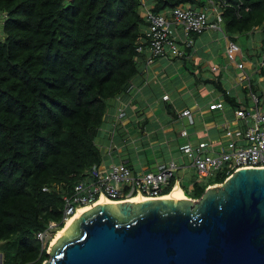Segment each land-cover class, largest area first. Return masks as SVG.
<instances>
[{
  "label": "trees",
  "instance_id": "16d2710c",
  "mask_svg": "<svg viewBox=\"0 0 264 264\" xmlns=\"http://www.w3.org/2000/svg\"><path fill=\"white\" fill-rule=\"evenodd\" d=\"M224 2L223 31L237 43V34L248 41L258 36L262 57L264 0ZM181 4L204 6L206 0H0L1 264L50 259L36 233L49 220L64 226L63 196L103 160L95 140L110 100L142 75L145 53L136 47L148 26L143 7L159 13ZM257 77L251 87L262 95ZM210 82L228 111L244 105L220 78ZM226 176L222 170L199 182L195 175L192 189L189 182L181 187L197 198Z\"/></svg>",
  "mask_w": 264,
  "mask_h": 264
},
{
  "label": "water",
  "instance_id": "95a60500",
  "mask_svg": "<svg viewBox=\"0 0 264 264\" xmlns=\"http://www.w3.org/2000/svg\"><path fill=\"white\" fill-rule=\"evenodd\" d=\"M50 254L43 264H264V167L238 169L197 198L97 203Z\"/></svg>",
  "mask_w": 264,
  "mask_h": 264
},
{
  "label": "built area",
  "instance_id": "2783aa9c",
  "mask_svg": "<svg viewBox=\"0 0 264 264\" xmlns=\"http://www.w3.org/2000/svg\"><path fill=\"white\" fill-rule=\"evenodd\" d=\"M224 4H226L224 0H206L204 6L181 4L159 13H153L143 7L142 15L148 22V26L136 47L137 51L145 53V62L151 63L158 57L185 56L186 47L191 48L194 45L192 34L200 35L207 29L222 31L228 62L223 69L236 70L235 84L232 87H226L225 92L233 94L238 103H245L233 110V118L226 117L223 122L225 139L223 137V140L215 141V143L207 140L195 145L189 142L182 144L183 154L188 157L190 165L197 174L203 177L224 170L227 178L232 172L241 168L264 167V88L257 89L262 91L263 94L260 95L251 87L254 73L258 74L259 79H264V75L260 74L261 67L264 65V56L262 55L250 70L245 67L247 54L239 43L230 38V35L220 26L221 6ZM257 29L258 27L252 28V30ZM235 36L239 37L240 34ZM228 65H230L229 68H227ZM216 66L213 65L211 69L215 70ZM236 85L246 91L242 94L238 93ZM223 103L224 100L214 101L210 103L209 108H223ZM124 115V110L120 108L119 116ZM178 116H186L190 123L193 122L190 108L182 109ZM180 134L187 135V129L183 128ZM179 168L180 164L175 159L159 162L154 169L141 173L133 172L122 161H112L107 166H102V163L93 165L88 170L87 176L74 184L71 193L63 196L65 201L63 220L66 221L78 206L94 204L101 195L113 201L131 199L135 193H142L147 197H162L166 194L164 190L169 187L171 179L175 178ZM47 189L48 187H43V190ZM57 224L49 220L47 227L36 233L43 246L47 245L48 241L45 238Z\"/></svg>",
  "mask_w": 264,
  "mask_h": 264
},
{
  "label": "crops",
  "instance_id": "0c3cea01",
  "mask_svg": "<svg viewBox=\"0 0 264 264\" xmlns=\"http://www.w3.org/2000/svg\"><path fill=\"white\" fill-rule=\"evenodd\" d=\"M209 30L220 31L207 29L200 35L192 34L194 45L184 57L163 56L151 63L143 62L142 75L133 76L131 80L138 88H131L110 100L95 140L103 153L102 166L112 161H123L133 171L141 173L154 169L159 162L175 159L180 168L175 175L173 188L176 184L181 187L184 182H189V189L193 188L192 178L187 175L191 165L181 150L182 144L189 142L195 145L207 140L220 142L225 131L223 122L226 117H234L233 111H228V106L209 108L210 103L224 100L221 91L210 81L218 77L225 88L232 87L236 72L223 69L228 63L224 56V36L222 51L220 48L214 51L215 41L213 37L208 40L211 35ZM261 34L262 31H259ZM258 45L257 40L250 39L247 50L242 48L248 56L245 67L249 70L261 58L256 54ZM261 55L264 56V53ZM211 59H216V62H210ZM207 60L208 63L204 64ZM213 65H217L215 70L211 69ZM257 82L260 86L257 89H263L264 79L257 77ZM235 88L242 94L239 85ZM167 102L173 107H167ZM121 107L125 108L126 115L118 118ZM184 108L191 109L192 123L186 116H177ZM183 128L188 131L185 136L180 134ZM195 180L202 182L205 177H196Z\"/></svg>",
  "mask_w": 264,
  "mask_h": 264
},
{
  "label": "bare ground",
  "instance_id": "6f19581e",
  "mask_svg": "<svg viewBox=\"0 0 264 264\" xmlns=\"http://www.w3.org/2000/svg\"><path fill=\"white\" fill-rule=\"evenodd\" d=\"M173 188V187H172ZM163 196H170L172 198H187L183 192V190L181 189V187H179V185H175V187L170 190V192L168 194H164ZM162 196V197H163ZM149 197L145 196L144 194L142 193H137L135 195L132 196L131 199H134V200H145ZM106 202H116V201H113L111 199H109L108 197H106L105 195H101L97 201L94 203V204H91V205H82V206H78L75 210V212L67 218V220L65 221V224L63 227L59 228L57 230V232L54 234L52 240H51V243L50 245L52 246L53 242L59 237V235L62 233L64 227L70 222L72 221L74 218H76L78 215H80L81 213H83L87 208L89 207H92L93 205L97 204V203H106ZM50 246V247H51Z\"/></svg>",
  "mask_w": 264,
  "mask_h": 264
},
{
  "label": "rangeland",
  "instance_id": "374dc122",
  "mask_svg": "<svg viewBox=\"0 0 264 264\" xmlns=\"http://www.w3.org/2000/svg\"><path fill=\"white\" fill-rule=\"evenodd\" d=\"M208 32H209V34L211 33V35L208 37V40L213 37V39L215 41V43H214V51H216L218 48H220V50L222 51V48L224 46V43H223L224 38H223L222 31L221 30L220 31L209 30ZM238 38H239L238 39L239 45L242 46L243 49H246V47H248V45H249V41H248L249 38L247 36H241V35ZM257 38H258V36H255L252 39L256 40ZM218 57H219V55H218ZM210 62H216V59H211ZM207 63H208V60L206 62L204 61V64H207ZM207 68H208V66H207ZM211 73H213V72H211ZM187 175L189 177H191V178L194 177L195 175H197V177L204 178L203 176L198 175L196 170L192 166L189 167ZM56 230H57V228H55L52 232H50L45 238L48 241L47 251H51L52 250V246L50 245V243H51V240H52L54 234L57 232ZM50 235H51V237H49ZM0 253H1V251H0Z\"/></svg>",
  "mask_w": 264,
  "mask_h": 264
},
{
  "label": "clouds",
  "instance_id": "9594fccd",
  "mask_svg": "<svg viewBox=\"0 0 264 264\" xmlns=\"http://www.w3.org/2000/svg\"><path fill=\"white\" fill-rule=\"evenodd\" d=\"M158 58H161V57H158ZM155 59H156V58H155ZM145 63H146V62H145ZM146 64H147V63H146ZM134 87L138 88L137 85H135L134 83H130V86H129L128 91H130L131 88H134ZM117 97H118V96H117ZM121 109L124 110L125 115H126L125 108H124V107H121ZM119 110H120V108L118 109V114H117V116H118V118H123L125 115L122 116V117H120V116H119ZM180 111H181V110H180ZM178 115H179V112H178ZM178 117H179V116H178ZM102 162H103V160L101 161V163H102ZM113 162H115V161H113ZM118 162H119V161H118ZM101 163H100V164H101ZM214 184H215V183H214ZM172 187H173V186H172ZM171 189H172V188H171ZM135 194H136V193H135ZM135 194H134V195H135ZM126 200H130V199H126ZM120 201H123V200H120ZM71 215H72V214H71ZM71 215H70V216H71ZM70 216H69V217H70ZM64 223H65V221L63 222V225H64ZM56 228H57V230L59 229V224H57ZM60 228H61V227H60ZM57 230H56V231H57ZM47 244H48V243H47ZM45 247H47V245H45ZM46 251H47V250H46ZM47 252L50 253V251H47ZM1 256H2V254L0 253V264H1Z\"/></svg>",
  "mask_w": 264,
  "mask_h": 264
},
{
  "label": "flooded vegetation",
  "instance_id": "af4514ba",
  "mask_svg": "<svg viewBox=\"0 0 264 264\" xmlns=\"http://www.w3.org/2000/svg\"><path fill=\"white\" fill-rule=\"evenodd\" d=\"M118 219V218H117ZM118 220H120V219H118Z\"/></svg>",
  "mask_w": 264,
  "mask_h": 264
}]
</instances>
